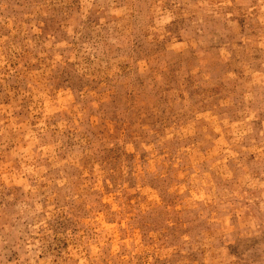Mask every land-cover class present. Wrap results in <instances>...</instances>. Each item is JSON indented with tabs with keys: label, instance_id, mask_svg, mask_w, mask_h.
I'll return each mask as SVG.
<instances>
[{
	"label": "rangeland",
	"instance_id": "374dc122",
	"mask_svg": "<svg viewBox=\"0 0 264 264\" xmlns=\"http://www.w3.org/2000/svg\"><path fill=\"white\" fill-rule=\"evenodd\" d=\"M0 264H264V0H0Z\"/></svg>",
	"mask_w": 264,
	"mask_h": 264
}]
</instances>
